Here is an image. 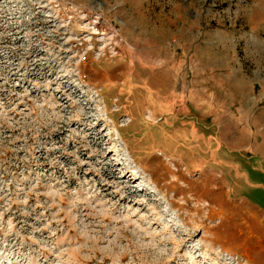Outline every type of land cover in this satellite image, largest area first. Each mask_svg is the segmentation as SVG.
I'll return each mask as SVG.
<instances>
[{"label":"rangeland","instance_id":"1","mask_svg":"<svg viewBox=\"0 0 264 264\" xmlns=\"http://www.w3.org/2000/svg\"><path fill=\"white\" fill-rule=\"evenodd\" d=\"M0 264H264V0H0Z\"/></svg>","mask_w":264,"mask_h":264},{"label":"bare ground","instance_id":"2","mask_svg":"<svg viewBox=\"0 0 264 264\" xmlns=\"http://www.w3.org/2000/svg\"><path fill=\"white\" fill-rule=\"evenodd\" d=\"M155 80V79H154ZM158 80V79H157ZM159 80H161V79H159ZM158 82V81H157ZM171 172V171H170ZM193 198H194V200L193 201H196V202H194V203H196V206H195V209L196 210H199V211H203L204 209H206V206L205 205H203V200L202 199H198V198H195L194 196H193ZM191 209H193V208H191ZM205 211V210H204Z\"/></svg>","mask_w":264,"mask_h":264}]
</instances>
